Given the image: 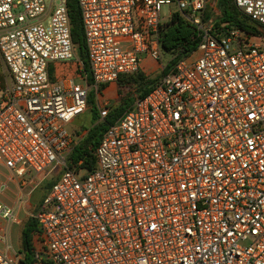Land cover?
Returning a JSON list of instances; mask_svg holds the SVG:
<instances>
[{
  "label": "built area",
  "instance_id": "built-area-1",
  "mask_svg": "<svg viewBox=\"0 0 264 264\" xmlns=\"http://www.w3.org/2000/svg\"><path fill=\"white\" fill-rule=\"evenodd\" d=\"M77 1L89 73L53 81L77 59L67 0H0V167L28 196L53 183L29 264H264V37L216 34L208 0ZM234 5L264 29V0ZM167 6L196 26V53L108 128L92 169L70 163L90 90L162 61ZM16 211L0 203V264H26Z\"/></svg>",
  "mask_w": 264,
  "mask_h": 264
},
{
  "label": "trees",
  "instance_id": "trees-1",
  "mask_svg": "<svg viewBox=\"0 0 264 264\" xmlns=\"http://www.w3.org/2000/svg\"><path fill=\"white\" fill-rule=\"evenodd\" d=\"M69 15L72 25V41L78 49L79 59L84 64V73H89L88 54L85 42V34L82 23L81 11L77 0H67ZM218 9L221 15L217 17L213 25L216 34L225 32L226 29L233 28L242 30L252 36L264 37V29L251 23L234 5V0H219ZM212 15L206 14L205 21L208 22ZM200 43L199 32L192 23L188 22L181 14L174 13L169 22L162 26L161 46L163 53L171 57L167 63L160 79L168 75L173 68L181 61L190 58L196 53ZM159 80L149 81L143 74L135 76H123L119 79L117 85L120 90L136 85L138 87V98L146 97L159 83ZM92 85V80L89 79ZM106 86L101 87L102 91ZM121 91V95H122ZM135 100L128 97L123 104L118 107H111L109 116L102 122L95 125L88 131L87 136L75 147L70 163L76 164L79 161L84 162V168L92 169L96 163L95 152L100 145L104 134L125 112L132 108ZM94 119L97 122L100 119V113L95 112ZM53 183L50 182L47 187L48 191ZM38 224L34 219H29L22 231V252L26 255V264L32 263L33 257V234L38 231Z\"/></svg>",
  "mask_w": 264,
  "mask_h": 264
},
{
  "label": "rangeland",
  "instance_id": "rangeland-1",
  "mask_svg": "<svg viewBox=\"0 0 264 264\" xmlns=\"http://www.w3.org/2000/svg\"><path fill=\"white\" fill-rule=\"evenodd\" d=\"M218 1L219 0H208V7H207V12L206 14L214 15V16H220L221 13L218 9ZM176 7L175 6H167L164 7L161 13L162 19L164 21L169 20L170 15L175 11ZM262 44H264V39ZM76 49V57L77 59H74L73 62L78 63L81 67L84 66L83 62L79 59V54H78V49L75 46ZM198 56H194L193 59H196ZM171 57L165 55L163 53V59L160 62H155L151 59L152 64H147L144 66V70L141 74L144 75V77L149 80H159L160 77L162 76V72L164 71L167 63L170 61ZM80 62L82 64H80ZM80 67V68H81ZM80 75L79 72L74 74ZM162 79V78H161ZM160 79V80H161ZM11 84L10 80V75L8 71L6 70L5 66L3 63L0 61V90L6 88ZM100 89V88H99ZM121 91L123 92L121 95ZM128 97H131L135 100L138 99V87L136 85H130L122 90H120L119 85H117L116 91L112 92H105L104 90L102 91H96L94 88L90 90L89 97H88V110L77 117L74 122L70 126V131L79 137V143L87 136L88 131L93 128L95 125L99 124V121L96 122L94 119L95 112L100 111L102 107H104L105 104H109L110 107H118L123 104L124 100H126ZM81 135V137L79 136ZM49 182L43 183L42 186L37 188L32 196L31 202L34 206H37L43 199L44 196L47 195L48 187L47 185ZM11 188H14L13 185L10 186ZM25 192H30V189L27 188ZM9 197L12 196L10 193L8 194ZM3 201H7L3 197L1 198ZM26 218V215L21 212L19 214V219L24 220ZM31 217H28L27 220H29ZM4 222L0 219V225L3 224ZM11 239L12 243L17 242L19 240L20 236V227L13 226L11 230ZM16 249L17 244H16Z\"/></svg>",
  "mask_w": 264,
  "mask_h": 264
},
{
  "label": "crops",
  "instance_id": "crops-1",
  "mask_svg": "<svg viewBox=\"0 0 264 264\" xmlns=\"http://www.w3.org/2000/svg\"><path fill=\"white\" fill-rule=\"evenodd\" d=\"M147 64H149V65L152 64L150 58H145L143 60V71L144 72H145L144 66ZM77 72L80 73V70L78 68V63H75V62H71L68 64L56 63L50 67L51 78L53 81H58V80L66 78V77H72ZM116 88H117V84L106 86V88L104 89V93L116 91ZM70 126H69V128H70ZM79 136H81V135H79ZM20 183H21V181L19 179H13L11 177V174L8 170H6L4 167H0V203L9 207V208L17 209L16 214L18 217L19 224L12 225L11 230H12L13 226L20 227L19 240H17V242H14V244H13L11 236H10L11 230H10V235H9L11 244L15 249H16V244H17V248H18L17 250H22V231H23L25 225L27 224V222L29 221V220H27V218L31 217V214H33L34 212L37 211V209L39 208V206L41 205V202H42L41 201L37 206H34L31 202V199H32L34 192L30 196H28V192H25L26 188H20ZM3 185H6V188L1 189V186H3ZM11 185H13L14 188H11L10 187ZM9 193L12 196L9 197V195H8ZM2 197L4 199H6L7 201L5 202V201L1 200ZM44 197H43V199H44ZM19 198H23V201L20 203H19ZM21 212H23L26 215V218L24 220L19 219V214ZM30 219H32V217ZM39 237L40 236H39V229H38V231L34 232V234H33V239H32L33 246H37L38 241H39Z\"/></svg>",
  "mask_w": 264,
  "mask_h": 264
},
{
  "label": "water",
  "instance_id": "water-1",
  "mask_svg": "<svg viewBox=\"0 0 264 264\" xmlns=\"http://www.w3.org/2000/svg\"><path fill=\"white\" fill-rule=\"evenodd\" d=\"M220 11V10H219ZM220 13H221V11H220ZM218 17V16H217ZM217 17L216 16H214V15H212V18L207 22V25L208 26H213L214 25V22L216 21V19H217Z\"/></svg>",
  "mask_w": 264,
  "mask_h": 264
}]
</instances>
